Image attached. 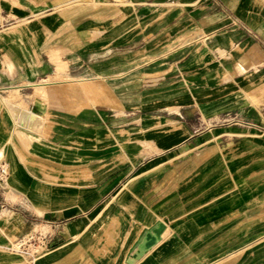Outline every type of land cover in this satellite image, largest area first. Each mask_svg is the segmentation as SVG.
Masks as SVG:
<instances>
[{
  "label": "crops",
  "instance_id": "0c3cea01",
  "mask_svg": "<svg viewBox=\"0 0 264 264\" xmlns=\"http://www.w3.org/2000/svg\"><path fill=\"white\" fill-rule=\"evenodd\" d=\"M168 62L174 67L168 69ZM137 63L147 73L165 74L157 83L150 75L135 76ZM49 78L62 80L36 96L30 87ZM18 93L29 97V110L19 107V99L13 103ZM166 93L179 102L181 116L200 114L211 128L205 141L198 133L181 141L186 134L173 127L177 133L165 142H181L173 154L161 155L168 161L214 141L218 126L258 129L260 135L238 173L248 182L239 203L244 211L234 226L228 198L215 217L213 209H199V185L191 184L182 189L191 195L176 199L182 206L175 209L174 228L166 235L170 219L165 218L162 240L139 264H264V0H0V148L6 145L12 163L10 187L47 217H72L76 206L83 210L62 236L69 243L78 239L81 255L110 261L89 264H119L112 259L134 242L137 226L155 220L148 206L155 187L128 183L107 198L109 190L97 182L82 190L67 185L55 165L94 146V136L133 131L136 117L157 110L151 98ZM29 112L35 115L28 119ZM189 123L184 124L189 128ZM189 143L191 148L177 151ZM23 144L30 164L18 154ZM134 171L122 168L116 174L134 177ZM56 179L61 182L55 186ZM3 205L0 224L7 213ZM117 223L121 228L112 232L109 225ZM119 230L125 235L117 243Z\"/></svg>",
  "mask_w": 264,
  "mask_h": 264
},
{
  "label": "rangeland",
  "instance_id": "374dc122",
  "mask_svg": "<svg viewBox=\"0 0 264 264\" xmlns=\"http://www.w3.org/2000/svg\"><path fill=\"white\" fill-rule=\"evenodd\" d=\"M158 61H151L147 66L158 64ZM166 66L171 69L174 64L168 62ZM134 69L132 73L135 76L150 75V80L154 83L159 82V76L165 74L159 71H154L153 74L147 73L144 71V65L140 63H137ZM239 70L242 71L240 67ZM126 76L124 75L123 77ZM162 78L167 80L165 77ZM60 80L62 79L49 78L42 81L40 83L42 85H33L30 88H35L36 96H42L48 83H55ZM74 82L73 80L70 81V83ZM171 94L173 93L152 97L151 107H155L157 110L141 113L139 117H136L133 131H129V133L126 131H108L101 136H94L91 139L94 146L82 148L83 150L81 149L79 152L80 156L75 157L70 163L55 165V172L60 175V179L68 180V183L64 181L62 185L67 183L69 186L82 190L87 185L86 188L89 187L90 189L97 182L103 185L104 191L109 190L106 195L107 198L115 196L128 183L132 186L148 183L155 187L151 198L153 200L148 201V206H150L151 213H154L155 220L150 222V225L137 226L138 230L135 231L136 238L134 242L128 248L120 249V255L112 259H116L119 264H139L147 255L145 253L149 249L139 251L137 244L142 240L146 230L156 226L161 221L164 222L165 218L170 219V227L166 235L172 231L177 220L175 209H180V206H182L177 203L176 199H180V195H191L190 191H182V189H189L191 184L199 185L197 194L200 210L211 208L215 211L214 215L217 217L222 213V200L228 198L230 200V208L228 210H230L229 216L232 225L244 211V208L239 207V203L245 198L244 189L248 181L244 178V175L241 174L240 176L238 173L243 171L248 162L246 150L254 148L256 145L254 140L259 139L260 132L257 131L258 129H241L239 126H234L230 130L218 126L214 130L217 137L214 141L207 144L200 143L195 150L185 153L178 159L168 161L161 155L167 152L173 154L175 151L174 147L187 139L192 133L202 135L205 141L207 136H210L209 131L211 129L210 127L207 128V125L202 122L200 114L189 113L187 115L184 113L181 116L179 102L172 101L173 97H171ZM27 98L29 99V97L18 93V95L13 97V103L16 99H19V107L29 110ZM159 108L160 110H158ZM165 109L167 110L165 111ZM28 115L35 114L28 113L27 118L29 117ZM187 120L191 124L189 128L184 124ZM18 122L19 124H25L22 118ZM173 127H177L180 133L182 131L186 134V137L177 143L169 145V142L166 143L165 141L170 137L171 133L176 134L178 131L177 128ZM227 131L231 132V134L220 135ZM164 133L168 136L164 135ZM245 139H250V143L245 142ZM23 146L18 149V154L22 162L30 164V160L24 159L26 144H23ZM191 146H193L192 143L187 146L185 144L180 145L177 147V151L187 150ZM5 148L6 145L0 148V169L5 168L7 171L6 175L0 174V202L4 204L3 208H7L5 219L0 224V264H89L105 262L106 260L110 262L109 257L106 256L81 255L78 249V239L69 243L68 240L63 238L62 233L65 227L69 222L72 223L77 220L83 210L76 206L73 209L75 214L72 217L63 218L60 216L61 214H50L47 217L43 214L42 209L34 206L28 198L10 187L12 163ZM90 153L97 155L98 158L87 157L91 155ZM122 168H134L133 174L135 176L126 177L116 174V170ZM175 168H183L184 171L178 172ZM50 170L52 172L53 168H50ZM50 177L49 175L46 179L48 180ZM130 178H132V181L128 182ZM54 181L55 186L61 182L57 179ZM207 185H214V191H207ZM139 194L141 198L143 193ZM122 197L123 194H120L118 199L121 200ZM11 199L21 203L20 206L12 207L9 204ZM151 203L152 205H149ZM10 210H16L17 213ZM108 228L112 229L111 231L113 232L116 228H121V223H117V225L111 224ZM109 231L107 230V232ZM119 232L117 243L121 242L118 238H122L125 235V232L123 236L120 235V230ZM164 232L161 236L162 238ZM161 237L150 248L152 249L149 251L150 253L162 240ZM66 242L68 243L65 244ZM83 242L85 244V241ZM86 243V246H91L89 242ZM238 254L239 252H236L231 257L235 258ZM131 255H135V257Z\"/></svg>",
  "mask_w": 264,
  "mask_h": 264
},
{
  "label": "bare ground",
  "instance_id": "6f19581e",
  "mask_svg": "<svg viewBox=\"0 0 264 264\" xmlns=\"http://www.w3.org/2000/svg\"><path fill=\"white\" fill-rule=\"evenodd\" d=\"M28 119H29V117H28ZM164 222L161 221L156 226L146 230L142 240L137 244L139 251H146L148 249L151 250L150 248H152V246L155 243H157V241L162 236L164 230H166V221H164ZM132 257H135V255ZM128 264H130V263H128Z\"/></svg>",
  "mask_w": 264,
  "mask_h": 264
},
{
  "label": "built area",
  "instance_id": "2783aa9c",
  "mask_svg": "<svg viewBox=\"0 0 264 264\" xmlns=\"http://www.w3.org/2000/svg\"><path fill=\"white\" fill-rule=\"evenodd\" d=\"M0 174H2V175H6V174H7L6 169H5V168H1V169H0ZM1 179H2V178H1Z\"/></svg>",
  "mask_w": 264,
  "mask_h": 264
}]
</instances>
